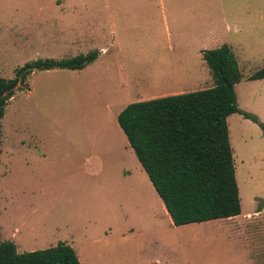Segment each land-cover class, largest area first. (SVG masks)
<instances>
[{
	"label": "rangeland",
	"instance_id": "rangeland-1",
	"mask_svg": "<svg viewBox=\"0 0 264 264\" xmlns=\"http://www.w3.org/2000/svg\"><path fill=\"white\" fill-rule=\"evenodd\" d=\"M228 45L243 113L264 125V0H0V78L35 71L1 122L0 242L71 246L81 264H264V130L227 120L242 205L176 227L118 124L130 104L214 86L202 52ZM259 214H263L261 218Z\"/></svg>",
	"mask_w": 264,
	"mask_h": 264
},
{
	"label": "trees",
	"instance_id": "trees-1",
	"mask_svg": "<svg viewBox=\"0 0 264 264\" xmlns=\"http://www.w3.org/2000/svg\"><path fill=\"white\" fill-rule=\"evenodd\" d=\"M211 71L210 89L172 95L127 106L118 124L162 200L176 227L228 220L242 205L227 120L234 114L264 125L238 105L235 86L242 73L228 45L202 52ZM97 51L55 61L39 60L16 71L13 80L0 78L1 122L19 85L35 71H81L95 62ZM264 80V68L251 78ZM1 164V150H0ZM0 264H81L76 251L64 243L20 254L12 242H0Z\"/></svg>",
	"mask_w": 264,
	"mask_h": 264
},
{
	"label": "crops",
	"instance_id": "crops-1",
	"mask_svg": "<svg viewBox=\"0 0 264 264\" xmlns=\"http://www.w3.org/2000/svg\"><path fill=\"white\" fill-rule=\"evenodd\" d=\"M185 94V93H184ZM179 95V94H178ZM167 97V96H166ZM150 100H152V99H150ZM145 101V100H144ZM146 101H148V100H146ZM141 165V164H140ZM263 216V214H259L258 215V217L256 216V218H261ZM236 218V217H235ZM235 218H231L232 220H234ZM229 220V219H228Z\"/></svg>",
	"mask_w": 264,
	"mask_h": 264
}]
</instances>
